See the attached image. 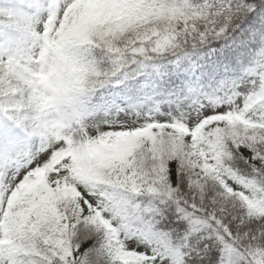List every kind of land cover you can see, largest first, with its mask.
Here are the masks:
<instances>
[{"label": "snow or ice", "instance_id": "6c2138e0", "mask_svg": "<svg viewBox=\"0 0 264 264\" xmlns=\"http://www.w3.org/2000/svg\"><path fill=\"white\" fill-rule=\"evenodd\" d=\"M0 264H264V0H0Z\"/></svg>", "mask_w": 264, "mask_h": 264}]
</instances>
